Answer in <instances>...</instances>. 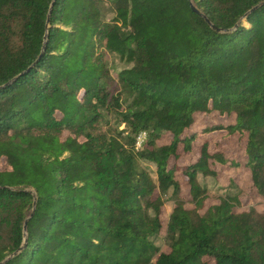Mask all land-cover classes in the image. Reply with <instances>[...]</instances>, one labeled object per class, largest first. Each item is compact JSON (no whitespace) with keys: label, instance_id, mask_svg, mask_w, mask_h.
I'll list each match as a JSON object with an SVG mask.
<instances>
[{"label":"trees","instance_id":"trees-1","mask_svg":"<svg viewBox=\"0 0 264 264\" xmlns=\"http://www.w3.org/2000/svg\"><path fill=\"white\" fill-rule=\"evenodd\" d=\"M215 130L242 162L177 163ZM215 163L264 199V0H0V264H264V209L233 179L206 204Z\"/></svg>","mask_w":264,"mask_h":264},{"label":"rangeland","instance_id":"rangeland-1","mask_svg":"<svg viewBox=\"0 0 264 264\" xmlns=\"http://www.w3.org/2000/svg\"><path fill=\"white\" fill-rule=\"evenodd\" d=\"M109 59L112 63V67L115 69H118L121 65V62L119 58L113 54H109ZM231 117L229 116H222L219 115L216 111L211 112L210 114H204V113H196V120L193 123L191 129L200 128L203 126L206 122H218V121H230ZM209 139L210 141V150H216L220 148L223 150V152L230 158L229 160H232V158H235L239 162H242L244 156L241 153V149L244 146L245 137L239 136L238 133H233L230 135L225 134V131L223 130H215L211 131L209 133H204L199 135L196 140L193 143V149L190 152H181L180 155L177 158L178 164H186L190 162L191 160L195 159L196 155L199 152V146L203 139ZM168 140L167 137H164L162 141ZM218 141V143H215ZM142 164L148 168L153 178H155V164L151 161H147L142 159ZM215 169L217 170V175L215 177L211 175H203L202 173H198V179L199 181L204 184L210 191L211 196L206 200V204H210L215 202L217 199L215 198L216 195L220 194L224 191L225 187L229 184V181L233 179L236 186H230V190H238L240 189V196L243 200V204L240 206V208H246L249 205H255L259 209H264V199L257 195L255 190L253 189L251 185V178H250V172L247 166L244 164H238V165H230V164H214ZM177 177L180 180L181 183V189L182 193L187 195L188 194V184L186 183V177L183 174H180L177 172ZM192 205V204H188ZM171 208V202L166 201V203L163 206L162 210V227L159 231V234L157 237H155L156 243L161 247V249H168V245L166 241L164 240V227L165 222L168 216V213Z\"/></svg>","mask_w":264,"mask_h":264},{"label":"built area","instance_id":"built-area-1","mask_svg":"<svg viewBox=\"0 0 264 264\" xmlns=\"http://www.w3.org/2000/svg\"><path fill=\"white\" fill-rule=\"evenodd\" d=\"M144 137H145V131H141V132L137 135V137H136V141H135V144H136L137 147L141 145V143H142Z\"/></svg>","mask_w":264,"mask_h":264},{"label":"water","instance_id":"water-1","mask_svg":"<svg viewBox=\"0 0 264 264\" xmlns=\"http://www.w3.org/2000/svg\"><path fill=\"white\" fill-rule=\"evenodd\" d=\"M207 19V18H206ZM208 20V19H207ZM24 226H25V224H24Z\"/></svg>","mask_w":264,"mask_h":264}]
</instances>
